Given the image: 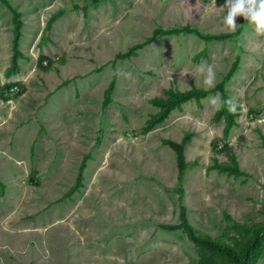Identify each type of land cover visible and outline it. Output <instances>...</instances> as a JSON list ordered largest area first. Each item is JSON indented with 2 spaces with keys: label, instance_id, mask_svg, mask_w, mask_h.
<instances>
[{
  "label": "rangeland",
  "instance_id": "obj_1",
  "mask_svg": "<svg viewBox=\"0 0 264 264\" xmlns=\"http://www.w3.org/2000/svg\"><path fill=\"white\" fill-rule=\"evenodd\" d=\"M8 2L24 57L7 75L12 11L0 0V264H209L182 228L162 227L182 206L198 235L227 244L240 239L235 223L263 220L264 35L242 16L225 27L227 0ZM156 28L170 32L116 58ZM222 81L238 114L227 138L219 91L141 133L164 89ZM86 155L83 185L65 197ZM232 155L245 175L211 169Z\"/></svg>",
  "mask_w": 264,
  "mask_h": 264
},
{
  "label": "trees",
  "instance_id": "obj_2",
  "mask_svg": "<svg viewBox=\"0 0 264 264\" xmlns=\"http://www.w3.org/2000/svg\"><path fill=\"white\" fill-rule=\"evenodd\" d=\"M12 11V24H13V38H12V56L11 65L5 71L7 75L14 73L18 70V58H23L24 55L19 50V39L21 37V27L23 22L21 20V14L9 4L8 0H1ZM170 30H164L161 28H156L151 36H149L142 43L135 44L131 46L127 52L118 53L116 58H127L134 51L144 47L148 43H151L159 36L169 33ZM199 37L206 40L213 39H223L226 35H210L199 33L196 30ZM12 84H6L3 89H9ZM225 82L222 81L218 83L214 88L208 90L204 88H197L195 86L191 87L189 90L180 91L175 87L170 86L164 89L163 97H155L151 100V103L158 109L156 113L151 114L145 122V125L141 128L142 134H147L152 131L157 125L163 123L170 116L171 112L174 110H181L182 105L190 100H194L198 105H200L201 99L205 98L210 92L219 91L220 92V108L215 113V120L224 121L223 136L227 138L230 134L232 128L236 125L235 118L237 113L229 111L228 97L225 90ZM115 88V78L109 83L108 87L104 92L103 104L106 106L111 102L110 95ZM177 151V150H176ZM177 152H180L179 150ZM89 158L88 155L85 156L83 161L79 166L78 175L76 182L66 193L65 197L71 196L75 191H77L83 185V172L86 168V161ZM179 160H183V156L179 154ZM214 164L211 169L218 171L219 173H226L235 178L245 175L238 164L235 155L231 156L230 164H223L214 158ZM180 163H183L180 161ZM0 187L3 184L0 181ZM263 220L261 222L254 223L251 226H245L239 223H235L234 228L238 232L240 239H233L232 244H227L216 239L198 235L194 228L189 224L186 207L182 206L180 211V223L172 225H163L162 227L175 230L182 228L188 235V238L194 242L200 249L204 251L208 258H210L209 264H256L258 258L264 251V200L262 207Z\"/></svg>",
  "mask_w": 264,
  "mask_h": 264
},
{
  "label": "clouds",
  "instance_id": "obj_3",
  "mask_svg": "<svg viewBox=\"0 0 264 264\" xmlns=\"http://www.w3.org/2000/svg\"><path fill=\"white\" fill-rule=\"evenodd\" d=\"M227 13L223 18V24L231 31L237 28V17H243L246 21L255 26L258 34L264 35V0H227ZM197 71L204 75V84L206 86H214L216 82V74L214 69L206 63L197 66ZM131 73H127V77L131 78ZM214 106H219V95L211 98ZM229 111H235V102L229 100Z\"/></svg>",
  "mask_w": 264,
  "mask_h": 264
}]
</instances>
